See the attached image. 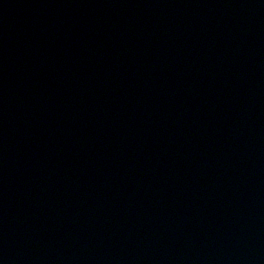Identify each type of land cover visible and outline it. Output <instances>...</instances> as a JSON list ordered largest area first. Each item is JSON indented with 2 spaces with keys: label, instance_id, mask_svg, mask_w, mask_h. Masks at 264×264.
Listing matches in <instances>:
<instances>
[{
  "label": "water",
  "instance_id": "95a60500",
  "mask_svg": "<svg viewBox=\"0 0 264 264\" xmlns=\"http://www.w3.org/2000/svg\"><path fill=\"white\" fill-rule=\"evenodd\" d=\"M0 264H264V0H0Z\"/></svg>",
  "mask_w": 264,
  "mask_h": 264
}]
</instances>
